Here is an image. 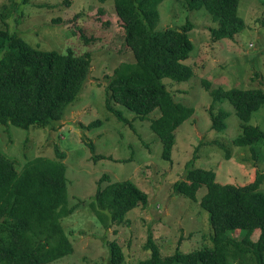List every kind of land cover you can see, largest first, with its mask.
Wrapping results in <instances>:
<instances>
[{"label": "rangeland", "instance_id": "obj_1", "mask_svg": "<svg viewBox=\"0 0 264 264\" xmlns=\"http://www.w3.org/2000/svg\"><path fill=\"white\" fill-rule=\"evenodd\" d=\"M158 11L157 29L179 27L187 20L194 25L189 32L194 48L184 60L193 66L194 74L181 82L163 79L174 101L195 108L176 130L170 159L161 156V141L149 127L158 109L140 120L124 105L112 103L128 123L107 109L108 75L122 61L134 59L114 0H68V4L65 0H0V28H8L35 48L65 51L70 47L75 53L90 50L92 55L83 89L67 105L60 122L28 128L0 122V152L15 159L18 169L36 155L56 159L57 147L66 153L67 206L75 210L61 221L73 249L41 264H111L108 243L112 239L124 250L122 264H135L149 255L144 246L149 231L162 255L178 246L182 251L212 246L209 213L172 187L183 178L196 147L194 165L213 169L221 184L243 185L253 181L258 171L264 173V144L255 146L257 157L250 146L234 145L232 139L241 132L240 119L227 100L213 102L204 84L208 82L210 90L220 86L264 91V0L239 1L238 14L247 26L232 39L213 40L210 28L217 23L204 8L190 9L186 0H163ZM210 107L228 112L224 130L211 128ZM97 119L103 123L86 128ZM250 123L264 130V104ZM94 154L106 157L95 159ZM104 174L112 181H133L148 194L147 203L129 211L124 221H100L89 202ZM261 188L264 192V180ZM204 191V187L197 191L198 198ZM233 235L241 237L238 230ZM257 237L255 232L253 238ZM232 264H253V260Z\"/></svg>", "mask_w": 264, "mask_h": 264}, {"label": "trees", "instance_id": "obj_2", "mask_svg": "<svg viewBox=\"0 0 264 264\" xmlns=\"http://www.w3.org/2000/svg\"><path fill=\"white\" fill-rule=\"evenodd\" d=\"M163 0H114L116 14L122 21L125 42L133 60H124L108 75L107 109L125 123L122 112L114 108L122 104L140 120L155 109L159 115L149 120V127L162 144L161 156L171 158L177 128L195 112L192 106L176 102L167 90L164 78L187 81L194 68L184 60L190 56L194 42L189 32L193 23L187 20L179 27L157 29L158 5ZM240 0H186L190 9L204 8L217 23L210 28L213 40L232 39L247 23L238 14ZM68 4V0H65ZM16 34V33H15ZM0 28V122L17 127L49 126L60 122L67 105L82 91L91 69L90 50L75 53L67 47L35 48L23 38ZM213 102L227 100L240 119L241 132L232 139L236 146L255 147L264 144V130L250 123L253 113L264 104L261 88L210 90ZM211 128H226L228 112L208 109ZM100 119L86 128L101 125ZM95 151L92 141L87 142ZM194 156L186 162L183 178L173 182V190L196 200L209 213L212 246L182 251L178 246L171 254L162 255L149 231L144 246L149 255L135 264H232L253 260L264 264V192L263 171L243 185L221 184L213 169L194 165ZM57 158L36 155L18 169L15 159L0 152V264H41L71 252L73 245L61 219L75 207L67 206L66 153L56 148ZM104 154H94L97 157ZM108 180L106 184L104 181ZM204 187L198 198L197 191ZM148 194L130 179L112 181L108 174L98 180L97 190L89 206L100 221L121 222L138 205H145ZM238 230L241 237L233 232ZM255 232L258 237L253 238ZM111 264H122L124 250L118 240L109 241Z\"/></svg>", "mask_w": 264, "mask_h": 264}]
</instances>
